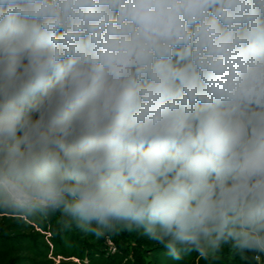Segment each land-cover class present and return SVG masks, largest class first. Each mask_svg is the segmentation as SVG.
<instances>
[{"label": "clouds", "instance_id": "1", "mask_svg": "<svg viewBox=\"0 0 264 264\" xmlns=\"http://www.w3.org/2000/svg\"><path fill=\"white\" fill-rule=\"evenodd\" d=\"M0 208L264 253V0H0Z\"/></svg>", "mask_w": 264, "mask_h": 264}, {"label": "trees", "instance_id": "2", "mask_svg": "<svg viewBox=\"0 0 264 264\" xmlns=\"http://www.w3.org/2000/svg\"><path fill=\"white\" fill-rule=\"evenodd\" d=\"M61 211L21 215L0 208V264H261L264 253L223 244L207 257L182 250L174 259L143 228L119 224L97 241ZM108 240L115 249L109 248ZM261 257V260L259 259Z\"/></svg>", "mask_w": 264, "mask_h": 264}, {"label": "rangeland", "instance_id": "3", "mask_svg": "<svg viewBox=\"0 0 264 264\" xmlns=\"http://www.w3.org/2000/svg\"><path fill=\"white\" fill-rule=\"evenodd\" d=\"M87 233L89 234V236L91 237H96L95 241L98 240V238H100V236H97L94 232L92 231H87ZM261 264H264V261L261 262Z\"/></svg>", "mask_w": 264, "mask_h": 264}, {"label": "built area", "instance_id": "4", "mask_svg": "<svg viewBox=\"0 0 264 264\" xmlns=\"http://www.w3.org/2000/svg\"><path fill=\"white\" fill-rule=\"evenodd\" d=\"M108 245H109V248L115 249L112 241L108 240ZM259 259L261 260V257H259Z\"/></svg>", "mask_w": 264, "mask_h": 264}]
</instances>
